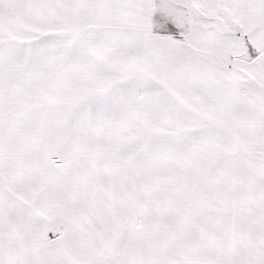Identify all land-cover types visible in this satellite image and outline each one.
I'll list each match as a JSON object with an SVG mask.
<instances>
[{"label":"snow or ice","instance_id":"1","mask_svg":"<svg viewBox=\"0 0 264 264\" xmlns=\"http://www.w3.org/2000/svg\"><path fill=\"white\" fill-rule=\"evenodd\" d=\"M0 264H264V0H0Z\"/></svg>","mask_w":264,"mask_h":264}]
</instances>
